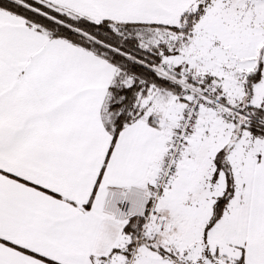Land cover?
Masks as SVG:
<instances>
[{
	"label": "snow or ice",
	"instance_id": "1",
	"mask_svg": "<svg viewBox=\"0 0 264 264\" xmlns=\"http://www.w3.org/2000/svg\"><path fill=\"white\" fill-rule=\"evenodd\" d=\"M0 264H264V0H0Z\"/></svg>",
	"mask_w": 264,
	"mask_h": 264
}]
</instances>
